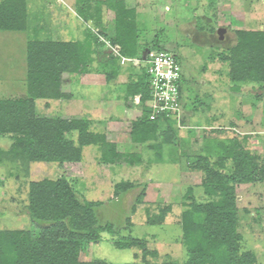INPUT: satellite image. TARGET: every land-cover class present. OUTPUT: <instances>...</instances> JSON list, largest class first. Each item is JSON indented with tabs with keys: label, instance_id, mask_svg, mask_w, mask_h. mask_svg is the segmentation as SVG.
I'll return each mask as SVG.
<instances>
[{
	"label": "rangeland",
	"instance_id": "1",
	"mask_svg": "<svg viewBox=\"0 0 264 264\" xmlns=\"http://www.w3.org/2000/svg\"><path fill=\"white\" fill-rule=\"evenodd\" d=\"M126 1L137 10L140 56L134 60H123L120 47L113 45L116 17L105 5H101V15L94 10L89 11L90 17L77 0H28L29 29L0 32V99L4 100L27 96L24 75L28 71V39L78 42L72 52L79 55L88 42L92 43L93 71L82 76H63L62 92L74 97L38 100L36 113L40 117L87 120L91 130L106 134L109 142L122 146V152L138 154L142 159L135 165H106L100 161L99 148L91 146L84 149L80 163H33L26 167L8 160L13 141L0 137V179L5 182L0 187V230L38 233L29 218L30 182L67 178L86 200L103 203L97 209L100 224L111 223L118 230L115 236L103 232L99 243L86 246L82 261L145 264L142 255L147 251L157 252L156 257H148L150 261L185 264L181 221L184 202L192 201H186L187 190L192 188L197 200L206 199L201 186L204 173L193 169V156L202 154L206 147L215 151L210 152L213 159L219 151L214 138L224 141L238 137L264 165V83L233 82L230 67L213 59L236 45V31L264 30V0ZM212 28L214 31H210ZM220 28L226 29L223 36L218 34ZM152 46L172 54L183 77L179 132L171 145H164L158 152L149 144L130 142L132 123L142 115L140 97L129 103L118 97L132 78L141 75L139 66L147 68L146 51ZM143 56L146 57L142 61ZM113 72L116 77L109 84L106 76ZM236 86L241 88L239 92L234 90ZM211 128L222 131L214 133ZM190 129L194 133L190 134ZM123 181L137 187L116 198L115 186ZM236 193L242 248L256 255L257 264H264V182L238 185ZM115 237L138 240L142 247L117 249L111 242Z\"/></svg>",
	"mask_w": 264,
	"mask_h": 264
},
{
	"label": "trees",
	"instance_id": "2",
	"mask_svg": "<svg viewBox=\"0 0 264 264\" xmlns=\"http://www.w3.org/2000/svg\"><path fill=\"white\" fill-rule=\"evenodd\" d=\"M126 2L77 0V4L90 17L92 15L89 11L94 13V10L101 15V5L113 11L116 22L112 43L120 47L123 58L137 59L140 56L137 10ZM29 23L28 0H3L0 3V32H25L29 29ZM211 30L214 31L213 28ZM236 36V45L213 59L218 58L230 67L229 76L233 82L264 83V30H238ZM95 40L99 43L97 37ZM77 43L52 39L29 41L27 96L0 99V137H9L13 141L7 155L11 162L21 163L26 167L33 163H80L84 160V149L93 146L99 148L103 164L141 163L142 159L138 154L122 152V146L109 142L106 134L91 130L87 120L37 115L38 100L74 97V94L62 92L65 74L70 77L82 76L93 71V44L88 42L79 55L77 51L72 52L77 49ZM145 57L140 58L143 61ZM141 65V75L132 78L125 85V92L118 97L125 103L140 97L142 115L132 123L130 142L134 145L149 144L150 149L158 152L162 151L164 145H171L179 128L175 114L159 119V122L150 120V74ZM115 77L116 72L110 73L106 76V81L110 84ZM234 90L239 92L241 88L236 86ZM181 93L183 95L182 86ZM212 130L218 134L222 131ZM188 132L194 133L193 129ZM227 139L221 141L220 138H214L219 151H216L213 159L210 152L215 151L203 147L202 154H196L197 157L194 155L191 160L193 169L204 173L201 186L206 199L197 200L192 188L187 190L186 201H192L188 204L184 202L186 209L181 221L185 264L258 263L256 255L252 251L243 250L241 245L243 236L238 231L239 204L236 187L264 182V165L257 162L258 159L245 149L238 137ZM187 141L189 140H186V144H189ZM1 161L3 158L0 152ZM4 185L5 182L0 179V187ZM135 187L137 184L129 181L116 184L115 197ZM140 202L141 195L137 203ZM28 204L29 218L39 231L0 230V264H106L99 260L86 262L80 259L86 246L101 241L103 232L116 235L114 233L117 229L113 224L102 225L99 222L97 209L102 207V202L86 200L75 189L72 181L61 178L30 182ZM132 208L135 212L137 206ZM162 211L167 212L164 209ZM111 242L120 250L142 247L140 241L132 238L123 240L115 237ZM150 255L156 257L157 252L145 251L142 255L145 264H159L148 260Z\"/></svg>",
	"mask_w": 264,
	"mask_h": 264
},
{
	"label": "built area",
	"instance_id": "3",
	"mask_svg": "<svg viewBox=\"0 0 264 264\" xmlns=\"http://www.w3.org/2000/svg\"><path fill=\"white\" fill-rule=\"evenodd\" d=\"M123 60L129 59L123 58ZM144 62L150 74L151 100L148 102L151 110L150 120L156 121L160 117H170L175 114L179 121L178 117L183 114L181 93L183 77L180 64L166 50L155 49L148 52Z\"/></svg>",
	"mask_w": 264,
	"mask_h": 264
},
{
	"label": "crops",
	"instance_id": "4",
	"mask_svg": "<svg viewBox=\"0 0 264 264\" xmlns=\"http://www.w3.org/2000/svg\"><path fill=\"white\" fill-rule=\"evenodd\" d=\"M3 0H0V3L2 2ZM29 14H30V12H29ZM11 33H13V32H11ZM49 39V38H48ZM29 39L27 40V42H26V44H27V46H28V43H29ZM28 50V49H27ZM27 70H28V66H27ZM28 74V71H26L25 72V78H26V82H27V77H26V75ZM23 79H24V77H23ZM69 79H70V77H69ZM25 80V79H24ZM19 98H21V97H18V98H15V99H19ZM14 99V98H13Z\"/></svg>",
	"mask_w": 264,
	"mask_h": 264
},
{
	"label": "water",
	"instance_id": "5",
	"mask_svg": "<svg viewBox=\"0 0 264 264\" xmlns=\"http://www.w3.org/2000/svg\"><path fill=\"white\" fill-rule=\"evenodd\" d=\"M226 32V29L225 28H220L219 30H218V34L220 35V36H223V34Z\"/></svg>",
	"mask_w": 264,
	"mask_h": 264
}]
</instances>
